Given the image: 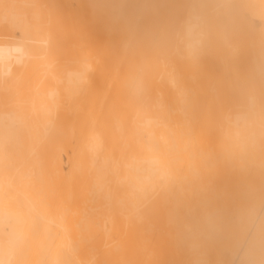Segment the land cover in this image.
I'll list each match as a JSON object with an SVG mask.
<instances>
[{
    "label": "bare ground",
    "instance_id": "obj_1",
    "mask_svg": "<svg viewBox=\"0 0 264 264\" xmlns=\"http://www.w3.org/2000/svg\"><path fill=\"white\" fill-rule=\"evenodd\" d=\"M0 264H264V0H0Z\"/></svg>",
    "mask_w": 264,
    "mask_h": 264
}]
</instances>
